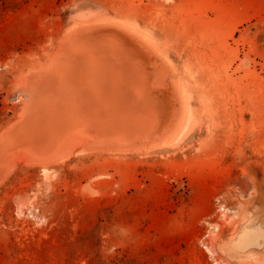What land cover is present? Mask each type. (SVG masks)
Segmentation results:
<instances>
[{
    "label": "rangeland",
    "instance_id": "rangeland-1",
    "mask_svg": "<svg viewBox=\"0 0 264 264\" xmlns=\"http://www.w3.org/2000/svg\"><path fill=\"white\" fill-rule=\"evenodd\" d=\"M88 31L140 63L144 134L47 117L63 95L36 74ZM263 234L264 0H0V264H264Z\"/></svg>",
    "mask_w": 264,
    "mask_h": 264
},
{
    "label": "bare ground",
    "instance_id": "bare-ground-1",
    "mask_svg": "<svg viewBox=\"0 0 264 264\" xmlns=\"http://www.w3.org/2000/svg\"><path fill=\"white\" fill-rule=\"evenodd\" d=\"M104 19H106V18H104ZM97 20L98 19H96V21ZM125 22L126 21H124V23ZM121 23H122V21H121ZM127 23H125V24H127ZM95 24L97 25V23H95ZM87 25H90V24H87ZM87 25H85V26H87ZM79 26H81V25H79ZM128 26H129V24H128ZM73 28L75 29V27H73ZM109 29H108V31H109ZM112 29L115 30L114 27ZM68 30H69V28H68ZM117 30H120V29H117ZM117 30L115 32H117ZM94 32H96V30ZM86 34L87 35H85L84 40L79 41L77 46L75 45L76 42H75V44L71 43V44H68L65 49L63 47L59 51H57L56 54L54 53L55 54L54 58L51 61H49L45 65V67L42 70H39L37 72V74H36L37 80H40L39 82L41 84L45 85V87L48 86L50 88H53V87L55 88L57 86L56 89H54V88L53 89L57 90L58 92L57 91H55V92L52 91V93H54V95H53L54 97H60V96L56 95L57 93H60L61 95H63V97H60L58 99V100H60V102L58 100H57L58 102H56L57 98L56 99H52L53 98L52 96H51L52 98L50 96H47V97L51 98V100H55V102L54 101L53 102L56 103L55 104L56 107H53L54 106L53 104H52L53 106L51 105L53 110L52 109L47 110V112H49V114L47 113L48 114L47 117L49 118V120H52V122H55L59 126H60L61 123H63V125H62L63 128H60L61 130L63 129L62 131H64V126H65V128H66V126H69V125H66L67 122L69 124V121L67 119L72 120L70 122H72L71 125H73V129L75 128V126H78L79 123H80V122H78L77 125L74 126L75 123H73V121L76 122L78 120L79 121L82 120V122L85 121V122H87L86 123L87 126L90 125V126L95 127V128L98 127L97 124H103V122L107 123L108 125H110L114 129L118 128L117 127V123L118 122L126 123V125L129 126L128 128H130L131 130L135 131V133H136V131L138 133L142 132V130H139V129L141 127L146 126V125H142V124H144V121L148 120L147 121L148 124L151 123L152 126H153V123H156L159 120L152 123V120L149 119V118L152 119V115H151V117L149 116L150 114L148 115V113L150 111H148V113H147L148 116L145 115V117H147V120H145L144 117H143V119H141V116H139L140 114H138V113L136 114L137 111L139 113L141 112V111H139V107H137L136 105L131 104L129 102L130 99L127 97V96H129L131 98L132 102L137 103V102H139V100L141 98L148 97L147 96V95H149L148 93L151 92L150 91V92H148L146 94V93H142L143 92L142 89H141V91H142L141 93L139 91L141 86L147 88L144 85V84H146L145 83L146 79H145V75L143 74V72H140V69H139V67L141 66L140 63H138V60H136L135 57L133 58V56L131 54L132 52H130L129 49L127 48L128 45L127 46L124 45L125 43L122 42L123 40L120 41V40H117V39H112V38L107 37L105 35H102L100 33L92 34V32L88 31V33H86ZM119 34H120V36L122 35L120 32H119ZM123 35H125V34H123ZM75 38H77V36ZM128 38L129 37L126 36V39L130 41V39H128ZM120 39H122V38H120ZM137 39H139V38H137ZM90 44H92V46H94L96 48V52L94 51V48H92V46ZM132 44H133V42H132ZM97 53L98 54L101 53L105 57L104 63H103V61L101 63H97L98 58H99ZM141 56H142V54H141ZM74 60H75L76 63L73 62ZM87 61L92 62L93 66H91V67H89L87 69H81V68L78 67L77 63H82V62H87ZM59 71H61L60 74L63 75V78H61V81L63 80L64 84H70V86L72 85L71 86V90L68 89V88H64V89L61 90L60 89L61 87H58L59 75L57 76V74H59ZM154 75H156V74H154ZM151 80L154 82L153 78ZM40 83H38V84H40ZM95 83H97L98 85L95 84ZM129 83L131 84V86L133 84V86L129 90L128 95L126 96L125 95V87H127L126 86L127 84L129 86L130 85ZM157 83H158V81L155 83L156 86H157ZM48 87H46V88H48ZM98 87H103V88L107 89L109 92L108 93L107 92L106 93H101V92H99ZM143 87H141V88H143ZM147 89H145V90L147 91ZM47 91H50V90H47ZM155 91H157V90H155ZM33 93L37 94L38 92H32V94ZM43 93H45V92H43ZM157 93L159 94L158 91H157ZM39 94L41 95L40 92H39ZM152 95H153V93H152ZM35 99H37V97ZM63 100H64V104L62 102ZM124 100L126 102H123ZM32 101H35V100L32 99ZM127 101H128V103H127ZM40 102H41V100H40ZM49 103H50V101H49ZM65 103L68 104L67 105L68 109H66L64 107ZM31 104H32V102H31ZM118 104H121L122 108L125 109V111H126L125 113H122V110L120 109V106L119 107H117V106L113 107L114 105H118ZM146 105H148V104H146ZM29 107H31V106H29ZM29 107H28V109H29ZM78 107L81 108V112H84L83 114L82 113H80V114L78 113L79 111L76 110V109H78ZM146 107H144V109H146ZM33 109H34V107H33ZM41 109H42V107H41ZM112 109H115L117 111H112ZM159 109H161V107H159ZM35 110H38V107H37V109L35 107ZM141 110H143V107H142ZM33 111L32 112L31 111L30 112L27 111L28 113L27 112L26 113L30 114V113H33ZM22 113H24V112H22ZM76 113H78V115ZM154 113H155V111L153 112V116H154ZM74 114H76L75 116H77V117L79 116V117L78 118L74 117L73 116ZM87 114L89 115V117H88ZM159 114H158V116H160ZM80 115H81L82 119H81ZM23 116H24V114H23ZM26 116H24V117L27 118L29 115L27 117ZM24 117L21 118V121H23L22 119H24ZM43 117L47 118L46 115H44V113H42V114H40L38 116V119H42ZM19 119H20V117H19ZM28 119L29 118H27V121H28ZM30 120H32V119L30 118ZM35 120H36V118H35ZM149 120L151 122H149ZM153 121H155V120H153ZM17 122H18V120H17ZM24 122H26L25 119H24ZM55 123H53L52 125H54ZM33 124H34V122H33ZM12 125H17V124H12ZM160 125H159L160 127L163 126L162 123ZM25 126H27V125H25ZM150 126L151 125H148V127L146 126V129H144L142 133L144 134V132H146L147 128L149 129ZM27 127H29V126H27ZM34 127L37 128L36 125ZM70 127L72 129V126H70ZM160 127H159V130H160ZM15 128H16V126H15ZM31 128H32V126H31ZM56 128H57V126H56ZM79 128H83L82 130H84V127H82V125ZM95 128H93V129H95ZM32 129H34V128H32ZM38 129H39V126H38ZM38 129H37V132H36L37 134L36 135H41V133L43 134L42 130L41 129L38 130ZM67 129H69V128H66L65 130L67 131ZM82 130L80 129V131H82ZM7 132H11V131L7 130ZM17 133L18 132H16V134ZM19 133H20V131H19ZM67 133H70V132L67 131ZM29 134H31V133H29ZM32 134H33V132H32ZM139 134H141V133H139ZM22 135H19V136H22ZM60 135H62V133ZM25 136H27V135H25ZM34 137L36 138V136H34ZM26 138L28 139V137H26ZM18 139H19V137H18ZM31 139L32 138L30 137V140ZM20 140H21V138H20ZM3 141H4V139H3ZM35 142H37V141H35ZM6 146H8V145H6ZM9 148H11V146ZM33 157H35V156H33ZM35 159L37 160V158H35ZM44 170L46 171L48 169L43 168V170H42L43 173H44ZM225 212H227V211L225 209H223L221 214L224 215ZM252 222H254V221H252ZM254 224L252 225V223H250V222H246V223L242 222V224L240 226V229L236 232L235 236L231 237L232 241L230 240V242H231V244L233 246L232 249H234L236 251H241L242 249H244L246 247L248 248V247H251V246H253L255 244L258 245L257 244L258 243V241H257L258 239L257 238H258L259 235H260L259 237H262L261 236L262 231L260 229L257 230L256 227L254 228V226H255ZM259 225H261V224L257 223L256 226L259 227ZM213 227H214V225H213ZM263 236H264V234H263ZM261 239H263V238H261ZM261 239H259V240H261ZM247 248H246V250H247ZM208 250H209V252H211L210 248H208ZM243 251H245V250H242V252Z\"/></svg>",
    "mask_w": 264,
    "mask_h": 264
}]
</instances>
